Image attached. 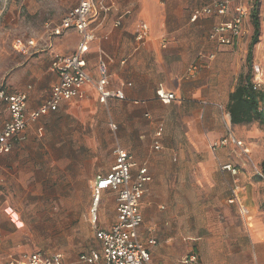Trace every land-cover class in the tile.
<instances>
[{
    "label": "crops",
    "instance_id": "0c3cea01",
    "mask_svg": "<svg viewBox=\"0 0 264 264\" xmlns=\"http://www.w3.org/2000/svg\"><path fill=\"white\" fill-rule=\"evenodd\" d=\"M215 1L106 2L111 11L105 17L99 16L91 21L96 41L85 56L86 72L92 80H99L98 64L102 50L109 73L106 89L123 93L124 99L110 98L101 103L100 94L86 85L82 100L61 102L56 112L32 122L26 131V139L14 143L12 151L15 177L23 196L24 191L29 189V181L36 179V172H42L54 182L57 178L63 179L62 186L70 185L74 192L79 191L81 186L91 190L95 178L108 174L115 165L114 152L120 146L134 157L139 167L145 165L152 176L140 204L143 223L139 233L140 240L149 248L152 264H185L190 256L189 245L192 248L193 244L198 253L201 251V264H239L241 257L246 264H264V182L252 177L244 160L239 158L231 163L222 158V154L232 149L225 147L235 146L233 143L220 145L222 140L228 139L226 137L232 127L235 132L239 127L232 125L227 107L239 78L244 75L241 62V52L247 54L244 39L233 46H222L209 37L216 26L233 20L231 12L226 16H202L196 22L191 20L195 11L212 6ZM256 4L259 7L263 4L261 18L264 34V0H247L250 11L244 26L247 36H252V39L254 24L251 13ZM59 23L47 22L41 36L30 38H43L50 43V48L31 54L30 57L42 55L22 74H18V78H14L12 85L15 93L28 95L26 109L29 112L49 100L52 87L59 80L50 70L53 57L74 54L80 43L75 31L66 32L61 37L46 36V26H57ZM142 23L150 26V35L148 40L140 42L136 38ZM261 44L257 49L261 52L260 65L264 62V47L260 48ZM192 67L195 69L192 70ZM251 70L250 86L255 72ZM31 75L37 81H28ZM161 89L173 92L177 99L164 105L158 99ZM8 120L9 113L0 129ZM160 127H163L162 135L156 138ZM156 141L160 144L158 150L154 148ZM216 144L219 146L214 148ZM202 152L210 153L213 159L182 163L183 155ZM11 154L0 155V169H4V160ZM226 164H231L238 174L235 176L222 171L221 166ZM186 169L202 171L209 177L208 180H212L211 184L223 192V196L218 198L221 208H217L214 214L216 224L213 225L212 235L208 236L211 239L204 240L203 230L188 222L191 215L185 219L184 213L181 216L180 211L173 209L176 197L170 189L185 186L187 176L181 172ZM137 170L138 167L132 170L134 177ZM234 186H238L239 199L249 210L247 219L242 218L239 207L231 205L236 210L232 214L231 209L224 206ZM155 190L162 192V202H158L159 198L153 195ZM107 194L110 195L111 215L102 220L99 212V221L94 226L95 243L98 244L79 257V264H88L81 260L83 256L101 251L97 231L109 230L116 223L117 195L105 192L102 201ZM88 203L86 200L85 204L70 203L65 207L81 210L71 215V224H84L85 214L89 212ZM20 219H15L18 228L24 227ZM150 240L157 241V244L150 246ZM205 241L208 244L204 245ZM212 242L215 245L213 248ZM219 249L223 250L217 260L215 250ZM36 252L13 254L2 264Z\"/></svg>",
    "mask_w": 264,
    "mask_h": 264
},
{
    "label": "rangeland",
    "instance_id": "374dc122",
    "mask_svg": "<svg viewBox=\"0 0 264 264\" xmlns=\"http://www.w3.org/2000/svg\"><path fill=\"white\" fill-rule=\"evenodd\" d=\"M78 2L79 0H0V125L8 116L6 102L1 94H14L16 91L12 85L14 78H18V74H22L32 62L37 61L42 55L30 57L31 54L19 53L13 48L14 41L18 39L27 41L32 37L41 36L47 22L58 24ZM262 6L263 4L259 7L260 37L252 51V68L248 63V48L252 36L245 37L243 41L244 51L247 53L241 52L244 76L250 74L251 69L256 71V68L260 67L261 52L257 49L261 42L260 48L264 47ZM27 80L37 81L32 75ZM237 131L235 132L232 127L226 138H229L230 144L234 139L242 142V145L225 147H232V149H228L226 153L222 154V158L231 163L237 162L239 158L244 160L250 168L252 177L262 180L259 174L264 172V126L255 122L252 125L239 126ZM245 151L247 152L245 153ZM212 159V155L207 152L198 155L186 154L183 155L182 163ZM258 159L260 160L259 164L257 163ZM3 166L4 169H0V264L9 256L25 251H42L48 255L59 252L63 254L65 264H79V257L92 248H96L95 246L98 244L95 243V228L90 222L89 212L85 214L84 224H71V215H76L81 210H68L65 207L70 203L82 202L85 204L87 200L90 211L91 190L86 186H81L79 191L74 192L70 185L62 186L63 179L57 178L54 182L52 178L47 179L42 172H36V179L29 181V189L24 191L25 196H23L15 177L13 153L4 160ZM181 174L187 176L185 186L179 189H175V187L170 189V191L173 190L172 194L176 197L173 209L180 211L181 216L184 213L185 219L191 215L190 220L187 221L194 223V226L200 231L203 230L204 240L211 239L208 236L212 235L213 225L216 224V215L214 214L217 208H221L218 206V198L223 196V192L218 186L215 187L211 184L212 180H208L209 177H206L200 170L186 169ZM155 191L153 195L159 198L158 202H162V197H164L162 192ZM109 197L108 194L105 196L100 207L102 220L111 215ZM228 203L224 206L230 208L231 213L234 214L236 210ZM17 217L21 218L24 227H17L15 222ZM19 225L21 226L22 223L19 222ZM206 244L208 242L205 241L204 245ZM213 246H215L214 242H212V248ZM192 248L189 245L188 254L196 255L199 264H201L200 249L198 250L200 253H198L194 244ZM200 248L204 249L202 246ZM222 250H215L217 260L220 259L218 254L221 255ZM241 260L242 262L239 264H246L244 257H241Z\"/></svg>",
    "mask_w": 264,
    "mask_h": 264
},
{
    "label": "built area",
    "instance_id": "2783aa9c",
    "mask_svg": "<svg viewBox=\"0 0 264 264\" xmlns=\"http://www.w3.org/2000/svg\"><path fill=\"white\" fill-rule=\"evenodd\" d=\"M108 0H80L79 4L70 10L59 25L46 26V36L61 37L64 33L75 31L80 37V43L74 54L68 56H54L50 70L58 76V82L53 85L49 100L29 112L26 109L28 95L26 93H15L13 95L1 94L6 102L9 113V120L0 129V155H9L13 151L14 143L22 142L26 139V131L29 125L37 121L42 116L50 112H56L61 102L82 100L86 85H90L100 94V102L106 103L110 98L124 99L121 92H112L106 89L109 80L104 52L100 50V60L98 71L100 78L98 81L92 80L86 72V54L89 53L92 44L96 41L95 28L91 21L99 16L105 17L111 6L106 5ZM247 0H216L212 6L199 8L191 17L193 22L198 21L202 16L220 15L226 16L230 12L233 14L232 21L224 22L216 26L211 32L210 39L217 41L222 46H233L237 41L247 37L245 23L249 17V7ZM150 26L141 24V29L137 34L140 42L148 40ZM13 48L24 55H29L40 50L50 48V43H46L43 38L30 39L23 42L14 41ZM195 67H192L194 70ZM252 79V88L256 93L263 95L259 112L264 117V62L256 68ZM158 99L164 105L170 104L177 99L176 95L163 89L158 91ZM116 130L115 126H112ZM163 127H160L155 137L160 138ZM228 139L220 142L226 145ZM234 145L241 146L242 142L234 140ZM219 145H215L214 148ZM155 150L160 149L159 141L155 143ZM247 151H245L246 153ZM116 158L115 165L108 174L97 176L91 185L92 204L89 211L90 222L96 227L99 221L100 204L105 192H113L117 195L116 209L117 220L109 230H98L97 239L101 243L100 252H91L81 258L88 264H152L149 248L140 240L139 233L143 223V216L140 208L141 200L147 193V186L152 182V176L148 168L138 166L129 153L118 146L114 152ZM138 167L135 177L132 170ZM222 171L237 175L238 171L231 165L221 166ZM264 182V172L259 174ZM229 204L239 207L242 218L249 217V210L242 205L239 199V188H231ZM150 246L157 244V241L150 240ZM9 264H63L62 255L59 253L48 256L43 252H36L30 255H22L18 260L12 259ZM185 264H199L196 255H190Z\"/></svg>",
    "mask_w": 264,
    "mask_h": 264
},
{
    "label": "trees",
    "instance_id": "16d2710c",
    "mask_svg": "<svg viewBox=\"0 0 264 264\" xmlns=\"http://www.w3.org/2000/svg\"><path fill=\"white\" fill-rule=\"evenodd\" d=\"M252 19L254 24V34L252 42L249 46L248 63L250 68L252 66L253 48L259 42L261 23L259 16V4H256L252 10ZM252 72L246 76L239 78L237 88L234 93L230 95L229 105L227 107L230 115V121L233 126L252 125L258 122L264 126V117L259 112L263 95L253 91L251 84ZM264 209V204H263Z\"/></svg>",
    "mask_w": 264,
    "mask_h": 264
}]
</instances>
